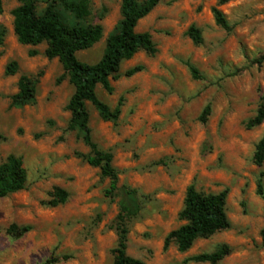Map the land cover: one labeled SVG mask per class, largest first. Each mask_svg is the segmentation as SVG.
<instances>
[{
    "label": "rangeland",
    "instance_id": "1",
    "mask_svg": "<svg viewBox=\"0 0 264 264\" xmlns=\"http://www.w3.org/2000/svg\"><path fill=\"white\" fill-rule=\"evenodd\" d=\"M38 1L41 13L46 0ZM2 2L0 25L7 34L0 46V163L11 154L22 158L28 179L24 190L0 199V264H113L121 193H106L110 181L82 158L90 149L79 131L68 128L74 89L68 79L59 82L62 65L46 57V44L18 42L12 12L19 1ZM218 2L160 0L136 28L152 36L157 54L141 51L125 61L119 78L111 79L113 94L98 89L111 109L123 97L119 121L105 122L88 106L93 140L113 154L119 188L138 193L140 212L128 222L127 254L145 264H184L223 245L231 254L220 264H264V165L253 163L264 123L247 128L264 96V0L218 6L229 31L216 24L212 9ZM58 12L69 25L76 24L62 6ZM120 20L121 0H91L85 24L102 25L104 35L80 52L79 60L97 63ZM192 25L201 32L199 46L187 36ZM31 51L38 54L31 57ZM11 62L18 70L8 76ZM136 66L143 70L126 77ZM192 68L200 79L193 78ZM22 76L34 81L35 99L14 107L12 97ZM207 107L210 114L203 123ZM192 184L207 194L229 191L231 227L199 239L186 253L174 244L165 250L167 235L183 224L179 213ZM55 188L67 191L68 199L51 207ZM13 224L31 230L11 235Z\"/></svg>",
    "mask_w": 264,
    "mask_h": 264
},
{
    "label": "trees",
    "instance_id": "2",
    "mask_svg": "<svg viewBox=\"0 0 264 264\" xmlns=\"http://www.w3.org/2000/svg\"><path fill=\"white\" fill-rule=\"evenodd\" d=\"M19 6L13 12V29L18 42L24 46H40L46 44L45 55L49 59H57L64 70L60 79H68L74 92L68 103V111L71 114L69 130L79 131L83 143L90 149L89 155L82 156L88 165L99 168L101 176L110 181L107 194L112 196L115 192L121 193L119 214L116 223L118 242L113 249V264H145L143 261L130 257L127 254L128 222L140 212L138 193L136 190L123 186L119 188L120 173L114 165V156L111 152L103 151L94 142L90 126V113L88 106H93L105 122L117 123L121 117L124 99L121 97L115 109H111L98 96V89L102 88L108 94H113L114 88L111 79L117 80L122 64L131 60L141 51L149 56H155L158 52L149 33H139L136 28L141 20L146 18L160 3V0H121V20L115 31L106 39V46L102 58L94 64L84 63L79 60L78 54L93 48L104 35L102 25H86L90 16L91 0H46V7L39 13L38 0H18ZM232 0H219L218 5L212 9L216 24L230 30V26L219 10L218 6L225 5ZM62 6L65 12L70 14L76 24L69 25L58 12ZM3 12V2L0 0V13ZM7 30L0 25V46L4 44ZM187 36L199 46L203 43L200 30L192 25L187 31ZM37 51H31L29 55L34 57ZM264 62V57L260 63ZM18 64L11 62L6 68L8 76L15 75ZM143 70L142 66H136L125 73L126 77H132ZM194 79H200L198 72L192 68ZM36 87L34 81L22 76L18 82V93L12 97V106L19 107L34 101ZM257 115L248 121L247 128L253 129L264 123V96ZM210 114L207 107L200 117L201 122H206ZM253 163L261 168L264 165V134L255 147ZM264 177V173L261 174ZM27 170L22 158L9 155L3 163H0V199L11 194L18 193L26 188ZM262 180L258 184L259 195L262 192ZM228 190L219 193H204L199 191L194 184L187 188L184 206L179 213V220L183 223L177 229L171 231L164 243L167 250L174 244L180 253L188 252L199 239H208L215 234L226 231L231 227L227 213ZM53 199L49 202L51 207L65 204L68 193L62 188H55L52 192ZM31 227H18L13 224L8 233L23 236L30 232ZM231 254V249L223 245L219 250L211 254L194 256L184 262L220 264Z\"/></svg>",
    "mask_w": 264,
    "mask_h": 264
}]
</instances>
